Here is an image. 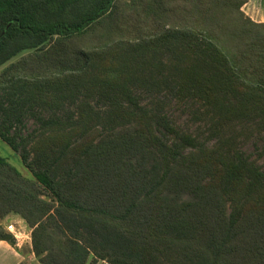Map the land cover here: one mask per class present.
Listing matches in <instances>:
<instances>
[{
    "label": "trees",
    "instance_id": "16d2710c",
    "mask_svg": "<svg viewBox=\"0 0 264 264\" xmlns=\"http://www.w3.org/2000/svg\"><path fill=\"white\" fill-rule=\"evenodd\" d=\"M247 1L0 0V66L42 46L0 72V140L33 176L0 154V220H25L42 264H264V170L141 102L181 94L264 131Z\"/></svg>",
    "mask_w": 264,
    "mask_h": 264
},
{
    "label": "rangeland",
    "instance_id": "374dc122",
    "mask_svg": "<svg viewBox=\"0 0 264 264\" xmlns=\"http://www.w3.org/2000/svg\"><path fill=\"white\" fill-rule=\"evenodd\" d=\"M254 3H247L243 7L245 14L255 22L264 23V3H258V0H252ZM42 46L25 48L18 56L11 61L0 66V72L10 63L16 61L23 55L34 52ZM159 101L163 107L161 110L170 121L172 127L179 133H188L198 137L201 142L206 143L208 147L214 145L219 139L232 138L235 140L236 147L243 152L246 157L255 162L264 170V131L253 120H238L219 129L215 118L209 109V104L201 100L192 99L181 94H142V104L146 106L155 105ZM63 112H58L61 115ZM48 116L49 112L44 113ZM38 123L32 117L24 121L21 128L23 135L35 132ZM214 136V137H213ZM169 139L172 135L168 134ZM28 149H30L28 147ZM0 154L7 157L8 161L15 166L27 178H33L30 169L22 162L18 153H15L7 144L0 140ZM14 214V213H12ZM11 215V214H10ZM7 217V216H6ZM4 219V218H3ZM2 220V219H1ZM0 220V223H1ZM0 235L5 236L7 232L0 227ZM104 264V262H99Z\"/></svg>",
    "mask_w": 264,
    "mask_h": 264
},
{
    "label": "crops",
    "instance_id": "0c3cea01",
    "mask_svg": "<svg viewBox=\"0 0 264 264\" xmlns=\"http://www.w3.org/2000/svg\"><path fill=\"white\" fill-rule=\"evenodd\" d=\"M258 1L264 3V0ZM248 3L254 2L248 0ZM0 227L13 240L0 239V264H42L34 253L32 229L25 220L17 214H11L1 220Z\"/></svg>",
    "mask_w": 264,
    "mask_h": 264
},
{
    "label": "bare ground",
    "instance_id": "6f19581e",
    "mask_svg": "<svg viewBox=\"0 0 264 264\" xmlns=\"http://www.w3.org/2000/svg\"><path fill=\"white\" fill-rule=\"evenodd\" d=\"M13 231V230H12Z\"/></svg>",
    "mask_w": 264,
    "mask_h": 264
}]
</instances>
